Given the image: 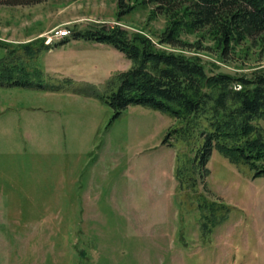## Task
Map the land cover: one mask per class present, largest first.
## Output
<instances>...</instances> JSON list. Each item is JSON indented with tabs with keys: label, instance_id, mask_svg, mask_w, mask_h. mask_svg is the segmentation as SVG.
<instances>
[{
	"label": "rangeland",
	"instance_id": "rangeland-1",
	"mask_svg": "<svg viewBox=\"0 0 264 264\" xmlns=\"http://www.w3.org/2000/svg\"><path fill=\"white\" fill-rule=\"evenodd\" d=\"M150 13L117 21V0L0 4L1 42L46 43L56 27L72 31L42 56L46 81L71 78L70 90L0 86V264H264V176L214 150L200 189L237 210L203 236L199 211L180 212L176 201V153L163 143L175 119L143 105L113 119L94 95L132 61L108 43L74 38V29L120 23L157 39L166 17ZM184 38L201 41L209 72L264 67L251 41L222 59L200 32ZM6 55L0 45V61Z\"/></svg>",
	"mask_w": 264,
	"mask_h": 264
},
{
	"label": "trees",
	"instance_id": "trees-1",
	"mask_svg": "<svg viewBox=\"0 0 264 264\" xmlns=\"http://www.w3.org/2000/svg\"><path fill=\"white\" fill-rule=\"evenodd\" d=\"M43 1L0 0V4ZM117 6V21L136 9L150 8L149 18L163 15L166 25L157 39L120 23L74 29V38L108 43L132 61L129 69L113 74L103 91L94 95L113 110V119L129 105L161 110L175 119L163 143L176 152L177 205L180 212L199 211L200 230L207 237L237 210L206 194L213 151L252 177L264 176V67L251 75L209 72L199 54L201 41H188L184 35L200 32L208 37L222 59L245 41L264 56V0H117ZM0 45L7 51L0 61V86L70 90L71 78L46 81L42 56L52 46L43 38L16 44L0 41Z\"/></svg>",
	"mask_w": 264,
	"mask_h": 264
},
{
	"label": "built area",
	"instance_id": "built-area-1",
	"mask_svg": "<svg viewBox=\"0 0 264 264\" xmlns=\"http://www.w3.org/2000/svg\"><path fill=\"white\" fill-rule=\"evenodd\" d=\"M71 33H72L71 29L56 27L49 34H47L46 44H53L55 42H61L65 38L69 37Z\"/></svg>",
	"mask_w": 264,
	"mask_h": 264
},
{
	"label": "crops",
	"instance_id": "crops-1",
	"mask_svg": "<svg viewBox=\"0 0 264 264\" xmlns=\"http://www.w3.org/2000/svg\"><path fill=\"white\" fill-rule=\"evenodd\" d=\"M176 153V152H175ZM175 176V175H174ZM176 184H177V182H176ZM146 186V185H145ZM147 187V186H146ZM175 190V189H174ZM174 192V191H173Z\"/></svg>",
	"mask_w": 264,
	"mask_h": 264
}]
</instances>
